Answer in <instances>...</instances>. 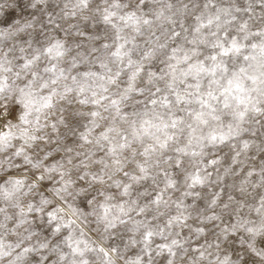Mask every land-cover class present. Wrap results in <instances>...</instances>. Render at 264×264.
Returning a JSON list of instances; mask_svg holds the SVG:
<instances>
[{"label":"clouds","instance_id":"obj_1","mask_svg":"<svg viewBox=\"0 0 264 264\" xmlns=\"http://www.w3.org/2000/svg\"><path fill=\"white\" fill-rule=\"evenodd\" d=\"M220 40L239 51L212 61ZM246 259L264 264V0H0V264Z\"/></svg>","mask_w":264,"mask_h":264},{"label":"snow or ice","instance_id":"obj_2","mask_svg":"<svg viewBox=\"0 0 264 264\" xmlns=\"http://www.w3.org/2000/svg\"><path fill=\"white\" fill-rule=\"evenodd\" d=\"M113 15V14H109V16H106L105 19H109L110 16ZM198 23L200 21V18L199 17H196L195 18ZM145 23H147V21H145ZM212 23V20L211 18H209L208 20V24L211 25ZM205 25H203L202 23H199V27H204ZM199 27H197L196 29H194V31H198L199 30ZM230 36V34H226L225 35V38H228ZM124 45H121L113 54L115 56H118V57H121L123 55L122 53V49H123ZM214 47L216 48V52H214L210 59L212 61H216L218 60L220 57H228L231 55V52L232 50H235V51H239V46L238 44L233 41L231 42L229 45H225L223 43V40H220L217 42L216 45H214ZM46 52H51V49H46ZM130 55V53H129ZM172 59H175V57H170ZM37 59H39V57L37 56ZM185 61L187 60V57H184ZM217 68L219 69H222L224 72H227V65L226 64H219L215 67H212V68H205V71H207L208 75L212 76V77H215L216 76V73H217ZM55 69L53 68V71ZM229 84H231L232 82L231 81H228ZM188 87L190 89L194 88V89H199L200 88V85L197 83V84H189ZM234 90L236 92H242L243 89L241 88L240 84H235L234 86ZM175 97H176V103L178 104H184V103H187V104H191L193 102V95L194 93L192 91H187L185 92L183 95H181V92L179 90H177L175 93H174ZM217 97L215 96H212V99H216ZM236 98L239 102H243L242 99H240L239 97H234ZM161 101L162 103L165 105V106H169L170 105V100H169V97L167 95H164L162 98H161ZM157 101L156 100H153L152 103H156ZM113 103H115V101H113ZM195 103L197 104H201L203 105L204 107H208L209 104H208V101L204 99L203 96H200L198 94V92L196 93L195 95ZM259 111V110H258ZM96 113H93V115H95ZM243 115V114H241ZM244 148L247 149L248 148V145L247 143L244 144ZM249 175H251V173H249ZM243 264H249V260L246 259Z\"/></svg>","mask_w":264,"mask_h":264}]
</instances>
